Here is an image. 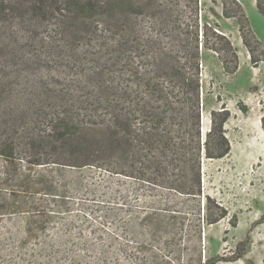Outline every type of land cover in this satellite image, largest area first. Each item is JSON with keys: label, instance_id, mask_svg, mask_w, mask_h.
I'll list each match as a JSON object with an SVG mask.
<instances>
[{"label": "rangeland", "instance_id": "1", "mask_svg": "<svg viewBox=\"0 0 264 264\" xmlns=\"http://www.w3.org/2000/svg\"><path fill=\"white\" fill-rule=\"evenodd\" d=\"M161 1L167 21L160 32L148 12L130 17L145 37L183 57L200 43L203 130L211 126L209 110L227 106L232 145L226 157L205 159L203 184L229 215L208 224L196 200L106 166L96 151L110 143L104 139L111 133L102 124L105 108L92 86L71 79L87 55L79 51L74 60L68 48L56 50L53 41L64 37L44 24L33 48L42 53V68L63 76L49 79L36 61L32 73L15 75L0 95V147L9 140L18 150L14 159L0 156V264H264V0ZM93 19L103 20L100 14ZM206 40L215 49H206ZM228 41L238 55L235 71ZM39 106L48 114L73 108L78 119L68 130L78 134L71 144L56 137L32 140L34 132H51L49 115L34 116ZM30 145L91 152L35 165L33 154L25 156Z\"/></svg>", "mask_w": 264, "mask_h": 264}, {"label": "trees", "instance_id": "2", "mask_svg": "<svg viewBox=\"0 0 264 264\" xmlns=\"http://www.w3.org/2000/svg\"><path fill=\"white\" fill-rule=\"evenodd\" d=\"M69 10L74 13H67ZM132 11L148 12L154 31L165 29L167 15L161 0H0V95L8 93L15 75L32 73L30 69L36 61V68L49 79L57 81L63 76L60 70L42 68V53L33 48L42 26L55 25L64 37L59 44L53 41L56 50L68 48L71 59L79 51L87 55L78 61L82 71L74 72L78 76L71 75V79L92 86L96 99L105 108L102 124L111 133L104 139L110 143L104 141L96 151L106 158V166L196 200L205 222L217 223L229 215V210L205 192L204 163L205 159H221L231 152L225 129L231 110L227 106L209 110L211 126L204 132L199 33L195 50L189 49L183 57L162 47L151 35L145 37L143 27L130 17ZM97 14L102 16L100 22L93 19ZM218 36L224 38L222 34ZM67 37L75 42L64 44ZM228 43L235 71L239 67L238 55ZM203 45L215 49L207 40ZM220 57L228 70L226 59ZM80 109L77 107L79 116ZM242 109L246 111L247 107ZM33 113L35 118L49 115L51 121V132H34V142L56 137L55 141L69 145L78 134L68 130L70 123L78 119L73 108L48 114L39 106ZM262 122L264 129V117ZM4 143L0 156L14 159L17 147L9 140ZM30 146L25 148V156L33 154L31 162L35 165L61 162L68 154L86 157L91 152L89 147L47 150L45 145Z\"/></svg>", "mask_w": 264, "mask_h": 264}]
</instances>
